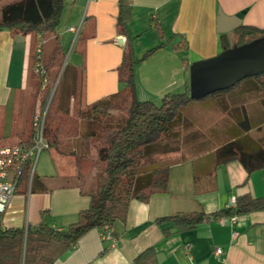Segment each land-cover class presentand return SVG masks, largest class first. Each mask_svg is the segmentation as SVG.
Masks as SVG:
<instances>
[{"label":"crops","instance_id":"1","mask_svg":"<svg viewBox=\"0 0 264 264\" xmlns=\"http://www.w3.org/2000/svg\"><path fill=\"white\" fill-rule=\"evenodd\" d=\"M12 1L0 3V8ZM128 2L131 14L122 35L117 23L120 0H63L56 33L63 52L69 55L64 54L67 59L56 68V82L64 73L71 116L75 107L89 111L94 104L125 89L118 68L128 44L136 61L135 98L160 105L168 95L189 92L193 64L217 56L224 44L234 43L237 28L225 34L218 32L220 13L228 17L241 14L240 26L264 28V0ZM70 28L79 29L78 35ZM222 35L226 36L223 40ZM39 36L0 29L1 146L20 141L30 130L28 109L36 84L33 56ZM117 38L123 39L122 45L116 43ZM160 45L161 49L143 59L147 51ZM24 94L29 103L26 112L21 109ZM261 97L264 91L250 80H244L226 96L230 122L246 118L255 139L264 133L258 131L264 126ZM39 105H35L38 110ZM20 114L17 123L15 118ZM96 115L89 113L79 120L77 136L63 146L67 154L50 148L36 169L38 157L28 185L18 189L2 216L1 231H64L77 222L79 213L89 207V194L105 180L96 171L94 140L83 137L98 128ZM221 123L219 130L224 132V116ZM70 150L81 155H70ZM180 157V153L162 157L171 164L165 193L152 195L146 203L132 200L125 221L116 222L108 232L91 230L76 247L63 251L55 263L132 264L141 252L153 248L158 264H264V212L213 216L234 208L237 198L245 194L264 197V169L248 174L239 161L217 166L211 154L186 161H180ZM190 213H205L207 218L186 231H178L171 222L157 223L160 218ZM218 248L223 250L222 255L215 254Z\"/></svg>","mask_w":264,"mask_h":264},{"label":"trees","instance_id":"2","mask_svg":"<svg viewBox=\"0 0 264 264\" xmlns=\"http://www.w3.org/2000/svg\"><path fill=\"white\" fill-rule=\"evenodd\" d=\"M63 8V0H15L0 8V29L6 28L12 34L40 35L47 41L52 40L50 54L46 56L43 53V64L48 71L64 59L56 33ZM130 14L128 0H120L117 23L122 35L126 34ZM235 34L234 43L224 44V49L244 46L263 38L264 28L240 26ZM221 37L223 40L226 36ZM162 47L160 45L150 49L143 59ZM135 64L133 49L128 44L118 68L119 78L125 84V89L94 104L89 111L75 107L71 116L65 86L60 91V85L54 93L45 122V137L50 148L67 154V147L63 146L66 140L77 136L79 120L89 113H97L95 120L99 119L98 128L83 137L94 140L96 167L105 180L97 190L89 194V207L79 213L77 222L64 231L47 228L34 231L21 228L0 230V264H56V259L63 251L76 247L91 230L104 231L105 227L111 229L116 222L125 221L132 200L146 203L152 195L168 190L171 164L167 159L163 160L165 155L180 153L179 160L186 161L211 154L215 157L217 166L239 161L248 174L264 169V133L255 139L246 118L232 123L228 116L226 96L244 80L230 89L217 91L201 99L205 102L198 103L210 102L217 106L220 114L227 120L224 132H220L219 128L216 130L213 126L202 129L196 125L188 111L198 100L192 99L189 92L168 95L160 105L138 101L134 86ZM32 72L34 73V67ZM34 77L40 87L39 93H43L42 100L39 98L44 103H41V109L47 103L50 89L42 91L41 77L37 74ZM64 77L63 73L60 84ZM246 80L255 82L258 90L264 91V73ZM36 94L38 92L35 91L34 99ZM260 103L264 109V97L260 98ZM107 116H111V119H105ZM258 131H264V126L258 128ZM33 137L32 127L28 135L16 144L30 147ZM69 154L81 155L74 150H70ZM84 156L89 157V154ZM29 180L28 166L22 174L19 188L28 185ZM257 211L264 212V197L257 198L248 193L237 198L234 208L221 210L213 216H237ZM206 218L205 213L180 214L160 218L157 223L161 225L171 222L178 231H186L196 228ZM132 264H158L155 250L147 248Z\"/></svg>","mask_w":264,"mask_h":264},{"label":"water","instance_id":"3","mask_svg":"<svg viewBox=\"0 0 264 264\" xmlns=\"http://www.w3.org/2000/svg\"><path fill=\"white\" fill-rule=\"evenodd\" d=\"M242 15L228 17L219 14L218 32L225 34L240 27ZM116 43L123 44L122 38ZM264 73V37L244 46L226 48L217 56L196 62L189 72V95L201 100L237 83Z\"/></svg>","mask_w":264,"mask_h":264},{"label":"built area","instance_id":"4","mask_svg":"<svg viewBox=\"0 0 264 264\" xmlns=\"http://www.w3.org/2000/svg\"><path fill=\"white\" fill-rule=\"evenodd\" d=\"M76 36L79 29L70 28ZM46 40L39 36L34 51V72L42 79V91L48 89L49 79L48 72L43 64V53ZM56 85L50 87V99L55 93ZM50 103V102H49ZM49 104L36 113L33 118L34 137L30 147L21 144H10L0 146V221L5 214L12 197L19 189L20 179L26 167L29 166L30 176L32 175L38 157L43 151L49 150L50 145L45 137V122ZM109 228L105 227L103 232H108ZM108 234V233H107ZM224 252L221 248L215 251L216 255H222Z\"/></svg>","mask_w":264,"mask_h":264},{"label":"rangeland","instance_id":"5","mask_svg":"<svg viewBox=\"0 0 264 264\" xmlns=\"http://www.w3.org/2000/svg\"><path fill=\"white\" fill-rule=\"evenodd\" d=\"M6 0H0V3H5ZM45 39V38H44ZM46 40V39H45ZM53 45V41L52 40H48L45 47H44V52H45V55L48 56L51 52V47ZM68 52L65 50L63 52V55L65 54V57H68L69 54H67ZM67 58H64L62 59V64L63 62L66 60ZM58 65L55 66V69L54 67H51L49 68V70L47 71L48 72V79H49V86L48 88L50 89V87H52L53 85L55 86L56 85V88H55V92L58 90L59 86L61 85V90H64L63 89V86H65V79L66 77H64L62 83L60 84V81H61V78H62V73H61V77H59V79L57 80L56 82V78H57V75H58V70L56 71V68H57ZM34 75H36V73L34 72L33 73ZM36 84H35V91L36 93L38 92V94H36V98L34 100H32L33 102L30 104V107H29V114H30V121H31V126H30V129L33 127V118L34 116L36 115V113H38L39 111H41L42 109H44L48 104L50 106V103H51V99H50V96L47 100V103L45 106H43V108H39V110L37 108H35V105L39 102V104L41 105V102L39 100V98H41L42 100V96H43V93H39V90H40V87H39V84H38V81L35 80ZM56 82V84H55ZM42 90V89H41ZM51 92V90H50ZM34 95H35V92H34ZM27 96L26 94L23 95V101H22V104H21V109L22 111H27V107L29 105V103L27 104ZM39 100V101H38ZM50 102V103H49ZM200 102H205V100H198L195 102L194 105H192L189 109V114L190 116L193 118L194 122L196 123L197 126L201 127L202 129H206L207 127L209 126H213L216 130H218V128L222 127L220 124L221 123V118H222V115L220 114L219 110L217 109V106H215L214 103H204V104H198ZM44 104V103H43ZM31 105L33 107V109L31 110ZM39 105V107H40ZM48 106V107H49ZM24 112V114H25ZM21 117L22 115H17L16 118H15V122L19 123L20 120H21ZM227 121V120H226ZM224 122V121H223ZM9 130V127L7 128L6 127V135H9L10 133V130ZM1 146V145H0ZM48 153V151H44L40 157H39V160L37 162V165H36V169H38V167L42 164V161L43 159L45 158L44 156ZM95 171V170H94ZM96 171L99 173V171L97 170V167H96Z\"/></svg>","mask_w":264,"mask_h":264}]
</instances>
